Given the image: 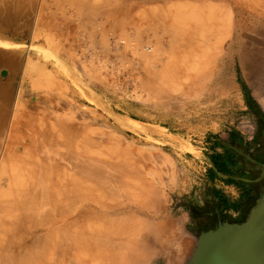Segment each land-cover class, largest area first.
Wrapping results in <instances>:
<instances>
[{"label":"rangeland","instance_id":"374dc122","mask_svg":"<svg viewBox=\"0 0 264 264\" xmlns=\"http://www.w3.org/2000/svg\"><path fill=\"white\" fill-rule=\"evenodd\" d=\"M206 7L221 19L208 35ZM123 8L127 16L116 27L108 17L120 21ZM231 12L222 0H0V201L27 179L32 151L14 148L24 142L23 126L73 121L80 128L73 146L102 169L92 178L64 168V182L89 191L90 202L129 195L151 214L147 192L156 190L161 220L174 223L175 238L177 229L185 233L182 250L154 249L138 264H184L203 225L195 219L209 211L206 158L224 152L212 141L240 135L255 149L264 126V6ZM187 28L199 35L181 48L175 38ZM119 183L127 193L106 192ZM45 216H32L34 225ZM129 222L115 226L140 230ZM25 256L19 264L41 262ZM1 257L0 264H18Z\"/></svg>","mask_w":264,"mask_h":264},{"label":"bare ground","instance_id":"6f19581e","mask_svg":"<svg viewBox=\"0 0 264 264\" xmlns=\"http://www.w3.org/2000/svg\"><path fill=\"white\" fill-rule=\"evenodd\" d=\"M222 1L236 16L241 15L242 10L264 6V0ZM127 10L120 9V17H122L120 21L114 18V15L109 16L108 19L112 20L110 23L114 21L116 27L121 22L123 24ZM208 10L206 7V35L212 33L214 28L221 24V19L208 14ZM215 10L220 11L219 8ZM169 27H173L171 23L168 24ZM178 34L175 41L182 48L184 41H186L185 44L188 43V46L194 44L199 32L197 29L187 28V31H180ZM156 49H160L161 52V48ZM164 69L167 70V68ZM166 73L169 76V72ZM151 75L159 77L158 71L152 72ZM47 99L49 103L52 102L50 98ZM44 100L47 101L46 98ZM23 130L25 131L24 142L17 144L14 148L36 152L37 157L31 153L24 160L27 169L24 186L16 190L11 200L0 201V261L3 259L2 254H5L19 264L25 260L18 256L25 253L26 259L35 263L40 260L39 254L42 253L38 252V249L43 250L42 247H44L45 251L43 250L39 264H66L67 262L69 264L73 262L77 264H138L148 259L149 251L166 247L172 250L170 243L175 239L174 223L170 219L161 220L164 201L156 190L147 192V198L152 201L155 209V214H151L145 208L146 206L134 203L135 200L133 201L129 195L124 196V201L115 204H112L109 198H106L107 201H101L100 198L98 202H90L89 191L84 192L74 184L69 185L64 182V168L71 167L75 172L82 174L89 172L92 178L99 176L101 173L99 169H102L99 163L88 159L89 156L84 150L73 146V136L79 135L80 132L75 122L67 124L58 120L52 126L29 124L23 126ZM34 138L38 140V144L32 145L31 141ZM28 139H31L29 144H27ZM125 187L126 185L119 183L106 192L113 195L115 190L126 191ZM82 192L87 196L81 195ZM40 210L47 216L45 220L34 225L32 216H36ZM128 221L133 222L137 228L140 227V230L134 232L123 228L122 224ZM118 223H122L123 229L118 228ZM79 251H84L85 258H80ZM47 255L49 256L45 259ZM56 257L58 262L55 261Z\"/></svg>","mask_w":264,"mask_h":264},{"label":"water","instance_id":"95a60500","mask_svg":"<svg viewBox=\"0 0 264 264\" xmlns=\"http://www.w3.org/2000/svg\"><path fill=\"white\" fill-rule=\"evenodd\" d=\"M223 145L254 161L243 149L226 142ZM184 264H264V192L245 222H220L217 228L200 233Z\"/></svg>","mask_w":264,"mask_h":264},{"label":"flooded vegetation","instance_id":"af4514ba","mask_svg":"<svg viewBox=\"0 0 264 264\" xmlns=\"http://www.w3.org/2000/svg\"><path fill=\"white\" fill-rule=\"evenodd\" d=\"M259 145L250 151L248 147L239 138H232L231 141L227 142L237 146L238 148L244 149L245 153L254 161H249L244 157L237 155L235 152L230 150L227 146H223L228 152L226 154L219 155L221 158L215 159L216 156H212L211 160L214 167L221 172H229L227 176L228 180L233 179L234 183L231 184L240 190L239 201L242 204L245 203L246 208L238 212L236 218L224 215L222 218H218V215L212 213L210 218L206 219V214L198 217L197 221L203 225L199 230V235L202 232H207L218 227L220 222H231V223H243L250 211V207L255 204L259 196L264 192V126L260 127L259 130ZM218 156V155H217ZM225 180V181H228ZM246 181H250L248 183ZM206 201V199H205ZM229 203V200H225L226 206H231L233 209H237L236 204ZM206 206L209 207L208 204ZM200 223V224H201ZM199 224V225H200Z\"/></svg>","mask_w":264,"mask_h":264},{"label":"crops","instance_id":"0c3cea01","mask_svg":"<svg viewBox=\"0 0 264 264\" xmlns=\"http://www.w3.org/2000/svg\"><path fill=\"white\" fill-rule=\"evenodd\" d=\"M0 62H1V60H0ZM235 137L239 138L241 141H243V143L248 147V149L250 151L254 150V147H252V144L250 142H248L247 140H245V138L243 139L240 135L235 136ZM254 138L255 137H252V138L249 137L248 140L251 141ZM229 141H231V140L222 141L220 139H216V140L212 141L214 147L224 149V152H221L220 149H216V152L212 156L226 154L228 152V150H226L223 146H221V144L223 145V142L227 143ZM244 152H245V150H244ZM212 156H210L209 158H206V160L208 162V167H209L208 179L206 180V204L209 205V211H206V219L207 218L209 219L210 215L212 213L218 215V218H222L224 215H228L229 217L236 218L238 212H240L241 210H244L246 208V205H245V203L242 204L241 201H239V199H238L239 195H240V190L238 188H236L235 186L231 185L234 183L233 182L234 180L233 179L228 180L227 176L230 173L229 172H223L224 174L220 173L214 167V165L212 163V160H211ZM219 175H221L222 177H220ZM225 180H228V181H225ZM246 182L251 183L250 181H246ZM237 192H238V196L235 197V193H237ZM226 198H227V200H229V203L232 201L231 205L236 204L237 209H233L231 206H228V205L226 206V204H225ZM257 200H256V202H257ZM256 202L254 205H252L250 207V211L256 205ZM250 211H249V213H250ZM237 224H239V223H237Z\"/></svg>","mask_w":264,"mask_h":264},{"label":"clouds","instance_id":"9594fccd","mask_svg":"<svg viewBox=\"0 0 264 264\" xmlns=\"http://www.w3.org/2000/svg\"><path fill=\"white\" fill-rule=\"evenodd\" d=\"M178 236L175 238L171 243L170 247L179 253L182 250V241L185 236V233L183 232L182 229H177Z\"/></svg>","mask_w":264,"mask_h":264},{"label":"trees","instance_id":"16d2710c","mask_svg":"<svg viewBox=\"0 0 264 264\" xmlns=\"http://www.w3.org/2000/svg\"><path fill=\"white\" fill-rule=\"evenodd\" d=\"M247 94H248V92H247ZM248 100H249V103H250L251 105H253L254 102H253L252 98L248 96ZM217 158H221V157L218 155V156L215 157V159H217ZM218 171H219L220 173H222L221 170L218 169ZM222 174H224V173H222Z\"/></svg>","mask_w":264,"mask_h":264},{"label":"built area","instance_id":"2783aa9c","mask_svg":"<svg viewBox=\"0 0 264 264\" xmlns=\"http://www.w3.org/2000/svg\"><path fill=\"white\" fill-rule=\"evenodd\" d=\"M253 134H254L253 132H252V133L250 132V134H249L250 136H249V137H251V138H252V137H253Z\"/></svg>","mask_w":264,"mask_h":264}]
</instances>
